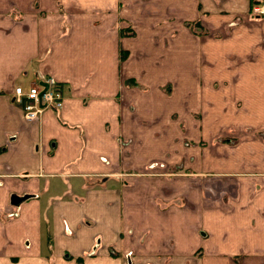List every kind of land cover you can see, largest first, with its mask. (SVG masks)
Listing matches in <instances>:
<instances>
[{
	"label": "crops",
	"instance_id": "0c3cea01",
	"mask_svg": "<svg viewBox=\"0 0 264 264\" xmlns=\"http://www.w3.org/2000/svg\"><path fill=\"white\" fill-rule=\"evenodd\" d=\"M259 1L0 0V264H264Z\"/></svg>",
	"mask_w": 264,
	"mask_h": 264
},
{
	"label": "built area",
	"instance_id": "2783aa9c",
	"mask_svg": "<svg viewBox=\"0 0 264 264\" xmlns=\"http://www.w3.org/2000/svg\"><path fill=\"white\" fill-rule=\"evenodd\" d=\"M250 11L253 15L264 13V3L252 6ZM13 102L21 106L25 121L37 119L43 112L40 109L41 105L53 104L58 108L57 110H60L62 106L60 92L52 79L48 83H43V85L32 84L27 88L15 86L13 88Z\"/></svg>",
	"mask_w": 264,
	"mask_h": 264
},
{
	"label": "rangeland",
	"instance_id": "374dc122",
	"mask_svg": "<svg viewBox=\"0 0 264 264\" xmlns=\"http://www.w3.org/2000/svg\"><path fill=\"white\" fill-rule=\"evenodd\" d=\"M252 1L253 0H251V3H252ZM250 3V4H251ZM264 3V0H260L259 1V5H262ZM251 6H253L252 4H251ZM250 7V6H249ZM261 7V6H260ZM251 10V9H250ZM249 10V11H250ZM250 13H251V11H250ZM250 19H256V18H261V17H264V13H259L258 14V17H256V15H253L252 13L250 14ZM236 23V21L234 22V24ZM184 25H187V26H185V27H187L188 29H189V31H191L193 34H195V35H197V33H205L207 30L205 29V27H204V25L203 24H200L199 23V21H194V22H185L184 23ZM53 80L54 82H55V85H56V88L59 90V92H60V99H61V103L63 104V101H64V92H63V89H62V86H61V84H60V82L59 81H57L55 78H53L52 76H43V78H41V79H39V82H34V83H32V84H41V85H43V83H48L49 82V80ZM32 84H29V85H32ZM29 85H27V87L29 86ZM16 86H20V85H16ZM20 87H22V88H27V87H24V86H20ZM12 102H13V96H12ZM61 108H62V106H61ZM60 108V109H61ZM43 113V112H42ZM41 113V114H42ZM23 114V113H22ZM40 114V115H41ZM39 115V116H40ZM39 116L37 117V118H39ZM25 120V119H24ZM37 119H35V120H33V121H36ZM240 137V136H239ZM239 137L237 138V137H234V138H231V137H226V138H228L229 139V141H228V143H230V145H233V144H236L237 142H238V140H239ZM224 137L223 138H221L219 141L220 142H223L224 143ZM126 262H128V259L126 260Z\"/></svg>",
	"mask_w": 264,
	"mask_h": 264
},
{
	"label": "bare ground",
	"instance_id": "6f19581e",
	"mask_svg": "<svg viewBox=\"0 0 264 264\" xmlns=\"http://www.w3.org/2000/svg\"><path fill=\"white\" fill-rule=\"evenodd\" d=\"M40 109L44 112L45 110H54V111H58L57 109V107L55 106V105H53V104H51V105H47V106H43V105H41L40 106Z\"/></svg>",
	"mask_w": 264,
	"mask_h": 264
},
{
	"label": "water",
	"instance_id": "95a60500",
	"mask_svg": "<svg viewBox=\"0 0 264 264\" xmlns=\"http://www.w3.org/2000/svg\"><path fill=\"white\" fill-rule=\"evenodd\" d=\"M17 204V203H16Z\"/></svg>",
	"mask_w": 264,
	"mask_h": 264
}]
</instances>
